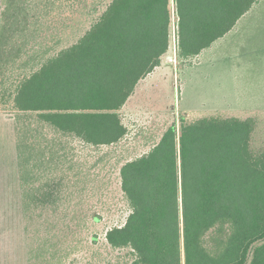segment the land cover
Listing matches in <instances>:
<instances>
[{
	"label": "trees",
	"instance_id": "trees-1",
	"mask_svg": "<svg viewBox=\"0 0 264 264\" xmlns=\"http://www.w3.org/2000/svg\"><path fill=\"white\" fill-rule=\"evenodd\" d=\"M78 1L89 25L70 45L49 46L43 35L51 17ZM261 1L0 0V107L17 112L18 150L29 164L21 165L25 189L45 164L27 137L29 121L91 146L121 141L128 133L121 110L169 51L174 17L178 57L188 61ZM181 122L122 166L130 214L107 231L108 242L130 248L132 264H264V146L252 145L256 118ZM29 172L37 177L27 179ZM57 187L51 178L38 186L41 193L23 198L26 209L54 202Z\"/></svg>",
	"mask_w": 264,
	"mask_h": 264
},
{
	"label": "rangeland",
	"instance_id": "rangeland-1",
	"mask_svg": "<svg viewBox=\"0 0 264 264\" xmlns=\"http://www.w3.org/2000/svg\"><path fill=\"white\" fill-rule=\"evenodd\" d=\"M246 16L222 55L208 60L223 63L208 80L203 72L207 69L203 67L204 54L188 61L175 56L174 17L171 47L155 68L156 77L154 72L147 75L122 108L128 133L113 145L91 146L42 127L35 119L29 121L27 137L43 153L45 162L34 188L22 185V168L29 169V164L18 150L21 135L17 133V112L0 107V264H132L131 249L115 248L106 238L107 231L122 226L130 214L121 185V168L148 151L170 125L176 124L179 129L182 118L254 117L257 127L252 145L255 149L264 146V88L258 96H247L246 86L233 88L225 75L228 54L235 55L242 66H251V50L259 45L258 50L264 52V0ZM90 20L78 1L73 8L51 17V27L43 37L58 50L75 42ZM232 91L238 98L230 96ZM33 176L29 172L25 177L30 180ZM50 178L58 182L56 200L31 203L26 209L23 198L39 192L36 188Z\"/></svg>",
	"mask_w": 264,
	"mask_h": 264
},
{
	"label": "crops",
	"instance_id": "crops-1",
	"mask_svg": "<svg viewBox=\"0 0 264 264\" xmlns=\"http://www.w3.org/2000/svg\"><path fill=\"white\" fill-rule=\"evenodd\" d=\"M246 15H244L238 21L237 25L229 33H227L220 40L213 43L209 48L203 50V52L201 53V54L205 55L203 63L206 61V63L203 65V67L207 68L205 71H203L205 74V76H204L205 79H207V80L210 79L211 73L214 74L218 70V68L221 69V67L223 65L222 62L221 63L219 61L218 62H210L208 60H211V61L215 60L216 56H217L216 54H218L219 56L222 55L223 48L228 47L229 43H230L229 41L233 37H236L235 35L239 33V32L237 33V31H235V30L238 27V25H240V23L245 18H247ZM251 18L253 19V22H257L255 16H251ZM244 34L246 35L247 32H245ZM255 48L256 49L251 50V53H253V54H251V56L248 58V60H252V62H253L251 66L249 64H245V63H244L245 65L243 64V66H242L241 63L234 58L235 55L230 56V54H228L226 57V61H227L226 67H228V68H227V73H225V75L227 76V79L232 81L233 88H236L238 86L242 87L243 85L246 86V88H248V90H245L244 95H247V96H253V95L258 96L260 93L262 94L261 88H264V85H263L264 84V52H260L258 50L259 45L255 46ZM201 54H199V55H201ZM240 57H243V56H240ZM153 72L156 74L153 73L154 74L153 75L152 73H150L149 75H153V77H156L158 71H153ZM147 77H145L141 81L148 79ZM214 77H216V75H214ZM141 81H140V83H141ZM244 81L247 83L243 84ZM139 84H138V86H139ZM138 86H137L136 90L138 89ZM253 88H255V90L253 92L250 91ZM133 95L131 97H133ZM227 95H228V93H227ZM230 96L238 98L237 94L234 93V91L230 92Z\"/></svg>",
	"mask_w": 264,
	"mask_h": 264
},
{
	"label": "built area",
	"instance_id": "built-area-1",
	"mask_svg": "<svg viewBox=\"0 0 264 264\" xmlns=\"http://www.w3.org/2000/svg\"><path fill=\"white\" fill-rule=\"evenodd\" d=\"M174 43H173V45H174V52H175V56L177 57L178 56V40H177V33H175V35H174Z\"/></svg>",
	"mask_w": 264,
	"mask_h": 264
}]
</instances>
